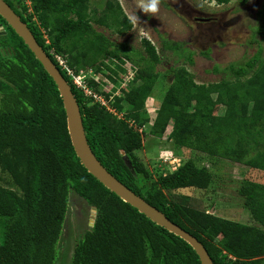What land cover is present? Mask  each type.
Listing matches in <instances>:
<instances>
[{
  "label": "trees",
  "instance_id": "16d2710c",
  "mask_svg": "<svg viewBox=\"0 0 264 264\" xmlns=\"http://www.w3.org/2000/svg\"><path fill=\"white\" fill-rule=\"evenodd\" d=\"M200 1L245 6L250 0ZM28 2L32 11L23 5L21 20L70 85L86 140L102 166L197 238L214 264H264L263 184L245 181L239 188L253 221L245 225L170 199L171 193L182 189L207 190L212 174L206 167L188 159L175 171L152 180L136 154L143 148L147 126L156 138L171 127L175 151L185 148L264 172V0L257 12L256 35L262 41L257 53L243 63L230 64L223 70L229 74L227 79L208 85L195 83L183 66L159 73L161 59L147 40H142L140 52L117 45L97 31L94 24L118 35L132 29L117 0L106 1L101 14L90 8V0ZM0 21L6 25L1 16ZM7 27L0 43L7 51L0 54V264H55L70 189L97 211L93 228L74 249L72 264H201L187 242L88 173L72 146L57 86L23 40ZM164 47L181 50L179 44L167 41ZM56 56L66 61L74 75L104 67L112 84H117L118 71L126 73L123 62L129 63L134 76L119 97L110 100V94L98 90L101 83L89 82L91 91L104 96L114 112L78 89ZM111 58L119 61L110 62L113 68L105 63ZM187 59L193 64L191 53ZM160 81L167 90L151 119L145 104ZM218 106L223 107L220 113H216ZM2 172L18 191L1 186ZM146 182L150 183L144 187Z\"/></svg>",
  "mask_w": 264,
  "mask_h": 264
},
{
  "label": "rangeland",
  "instance_id": "374dc122",
  "mask_svg": "<svg viewBox=\"0 0 264 264\" xmlns=\"http://www.w3.org/2000/svg\"><path fill=\"white\" fill-rule=\"evenodd\" d=\"M106 1L108 0H90V8L101 14ZM117 1L132 22V29L125 35H118L103 26L94 24V28L115 44H126L130 49L140 52L142 40L151 42L161 59L157 71L162 75L183 66L192 74L195 83L203 85L217 83L229 77V74L223 71L226 67L251 58L258 51V43H262L256 35L257 12L262 0H250L245 6L238 2L218 5L215 2L200 0H159L156 13L143 12L140 7L141 0ZM13 3L20 10L25 5L30 12L32 11L28 0H13ZM165 41L179 44L181 50L179 52L168 50L164 47ZM189 53L192 55L193 64L187 59ZM2 55H7V51L4 50ZM112 60L119 63L113 58L105 60V63L113 68L110 63ZM121 66L126 73L118 71V75L113 76L117 82L113 83V86L117 89L121 88L123 78L128 75L127 69L130 64L123 62ZM65 69L74 82L73 70L67 65ZM91 73L101 82L98 90L111 96L113 91L107 86V80L112 79L108 76V71L104 67L98 72L87 68L82 70L81 75L91 82L93 81ZM166 90L167 87L160 81L153 96L146 101L145 112L151 119L155 117ZM95 102L98 100L95 99L93 103ZM88 103L92 105V102ZM222 111V106L216 108V113ZM148 129L147 126L143 134V148L136 154L149 170L152 180L160 173L170 171L174 167L175 159L179 160L176 162H180V166L191 159L196 166L206 167L212 174V182L207 190L182 189L171 193L169 195L171 200L234 222L253 224L238 191L245 181L264 185L263 171L185 148L175 151L177 148L173 147L171 127L162 138L151 136ZM1 176L2 187L18 191L7 173L2 172ZM149 183L142 185L147 187ZM96 214L97 211H94L92 206L70 189L68 210L57 246L55 264H72L74 249L85 233L93 228Z\"/></svg>",
  "mask_w": 264,
  "mask_h": 264
},
{
  "label": "water",
  "instance_id": "95a60500",
  "mask_svg": "<svg viewBox=\"0 0 264 264\" xmlns=\"http://www.w3.org/2000/svg\"><path fill=\"white\" fill-rule=\"evenodd\" d=\"M0 16L23 40L25 45L35 55L36 59L42 64L57 86L66 112L67 128L72 146L78 159L88 173L95 177L105 188L114 193L125 203L137 209L152 222L187 242L198 255L201 264H214L206 248L197 240V238L180 228L178 225L172 223L165 214L151 206L140 196L136 195L102 166L93 154L86 140L79 104L70 85L65 80L56 64L38 44L27 24L21 20V18L4 0H0ZM124 161L128 168L133 171L127 156H124ZM93 210L96 211V208L93 207Z\"/></svg>",
  "mask_w": 264,
  "mask_h": 264
},
{
  "label": "built area",
  "instance_id": "2783aa9c",
  "mask_svg": "<svg viewBox=\"0 0 264 264\" xmlns=\"http://www.w3.org/2000/svg\"><path fill=\"white\" fill-rule=\"evenodd\" d=\"M56 60L59 64V66L62 67L64 70H66L65 69V67L67 65L66 61L61 56H56ZM81 74H82V70H80L79 74H76L74 76V78H75V81L73 82L74 85L78 89H81L86 95L92 96L94 99L98 100V102H100L101 104L106 106L111 112H114V109H112L113 107L109 104V101H107L104 96L91 91V89L89 88V82ZM126 76H127L126 78H123V84H122L121 88H119V89H117V88H115V86H113V84L111 83L112 81L110 79L107 80V86L111 87L109 89H111L113 91V94L111 95L110 100L114 99V97L121 96L122 90L127 86V82L129 80V78L131 79V77L134 76V72L131 71V65L128 69V75H126ZM91 77H92L94 82L99 83V84L101 83L98 79H96V77H94L93 73H91ZM107 92L110 93L108 90H107ZM176 161H179V160H177V159L174 160V163H173L174 167L173 168L171 167L172 168L171 170H176L180 166V164H179L180 162H176Z\"/></svg>",
  "mask_w": 264,
  "mask_h": 264
},
{
  "label": "flooded vegetation",
  "instance_id": "af4514ba",
  "mask_svg": "<svg viewBox=\"0 0 264 264\" xmlns=\"http://www.w3.org/2000/svg\"><path fill=\"white\" fill-rule=\"evenodd\" d=\"M11 8L12 10L21 18L20 13L21 10L19 9L18 6L14 5L13 0H4ZM3 19V18H2ZM4 20V19H3ZM7 23L5 25V23H3L2 21H0V43L3 39V37L6 36L7 33ZM0 54H4V49L0 48Z\"/></svg>",
  "mask_w": 264,
  "mask_h": 264
},
{
  "label": "clouds",
  "instance_id": "9594fccd",
  "mask_svg": "<svg viewBox=\"0 0 264 264\" xmlns=\"http://www.w3.org/2000/svg\"><path fill=\"white\" fill-rule=\"evenodd\" d=\"M158 4L159 0H141L140 7L145 13H156L158 10Z\"/></svg>",
  "mask_w": 264,
  "mask_h": 264
}]
</instances>
